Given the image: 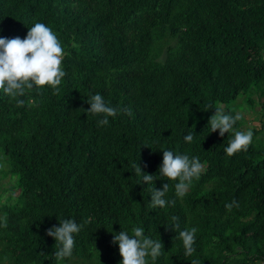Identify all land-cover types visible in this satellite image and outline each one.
Segmentation results:
<instances>
[{"label":"trees","instance_id":"1","mask_svg":"<svg viewBox=\"0 0 264 264\" xmlns=\"http://www.w3.org/2000/svg\"><path fill=\"white\" fill-rule=\"evenodd\" d=\"M37 22L62 43L66 75L59 92L0 90V181L9 178L0 264H119L113 234L134 227L162 242L149 264H264V121L248 150L229 157L232 134L208 132L215 109L205 110L235 115V102L254 108L264 97V0H0V37L23 39ZM97 93L132 115L98 125L102 115L84 112ZM163 150L205 166L183 198L176 181L139 183L133 171L138 163L158 176ZM164 183L175 204L150 208ZM63 218L84 227L58 262L46 230ZM192 227L195 252L185 256L178 233Z\"/></svg>","mask_w":264,"mask_h":264},{"label":"clouds","instance_id":"2","mask_svg":"<svg viewBox=\"0 0 264 264\" xmlns=\"http://www.w3.org/2000/svg\"><path fill=\"white\" fill-rule=\"evenodd\" d=\"M65 50L55 32L44 23H34L27 32L25 38L19 36L14 38L0 37V90L11 98L25 95L26 90L34 87L42 88L50 86L54 92H59V85L65 77L66 72L62 68V60ZM87 103L90 108L84 112L92 115H102L103 119L98 121V125H107L109 117H115L118 112L132 115L131 108H117L107 104L103 96L99 93L90 95ZM18 105H23V100H17ZM214 108L215 112L208 121V132H216L223 137L225 133L232 134L227 146L223 151L231 157L240 151H247L253 140V131L235 130L234 125L242 119L241 113L235 115L228 114L221 106L213 107L208 105L205 110ZM194 137L191 132L184 136L187 143H191ZM148 146L147 144H143ZM150 147V146H149ZM135 175L140 177V182L153 184L157 178H166L169 181H176L175 195L183 198L190 189L193 180H199L206 171L204 164L198 157H189L186 154L173 153L171 150H163V162L158 168V176L144 173L141 166L133 165ZM169 190V183H164L162 189L153 188L149 207L155 209L163 208L168 204H175V200L166 201L164 199ZM238 206L234 200L225 207L231 210L233 206ZM172 221H178V217L173 216ZM85 221L84 223H89ZM169 224L165 225L166 227ZM175 229L179 228L178 223H171ZM0 227H7V217H0ZM84 227V224L77 223L75 219H59V226H52L46 230V235L55 239L57 250L54 252L56 260L59 262L64 258L71 257L75 246V235ZM197 229L181 230L178 233L182 241L184 255L191 256L195 252V234ZM114 244L119 245V253L122 257L119 264H149L148 257L154 262L163 253L161 240H153L144 235V228L134 227L131 233L121 230L113 234ZM191 264H199L198 260H192Z\"/></svg>","mask_w":264,"mask_h":264},{"label":"rangeland","instance_id":"3","mask_svg":"<svg viewBox=\"0 0 264 264\" xmlns=\"http://www.w3.org/2000/svg\"><path fill=\"white\" fill-rule=\"evenodd\" d=\"M256 98V105L254 108H251L247 102L240 101V103L235 102L233 105V107H237L236 110L237 112L241 113V115L244 116L245 119V131L248 129L253 130V127H260L262 121H264V109L262 107V103L264 102V97L259 99L255 96ZM237 101V100H236ZM259 101H261L260 103H258ZM243 105V107H242ZM9 178L4 179L3 181H8ZM3 181H0V190L1 188H3ZM6 186V185H5ZM9 192H5L3 195V198H5L7 196Z\"/></svg>","mask_w":264,"mask_h":264}]
</instances>
